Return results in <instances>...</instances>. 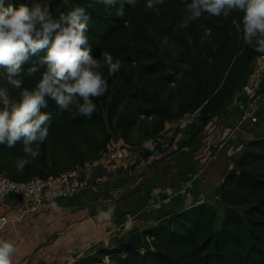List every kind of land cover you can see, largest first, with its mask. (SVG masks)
Masks as SVG:
<instances>
[{
  "label": "trees",
  "instance_id": "16d2710c",
  "mask_svg": "<svg viewBox=\"0 0 264 264\" xmlns=\"http://www.w3.org/2000/svg\"><path fill=\"white\" fill-rule=\"evenodd\" d=\"M12 3L46 4L56 15L74 5L87 7L89 0ZM124 8L125 16L118 17L115 8L87 7L90 54L99 58L107 51L121 62L116 74L105 70L108 91L93 98L96 112L91 118L75 110L61 112L46 97L47 107L40 110L51 114V122L38 158L18 173L15 161L23 155L22 143L0 145L1 172L15 180L47 178L97 161L114 139L131 147L156 143L168 122L186 115L199 113L206 126L224 111L259 55L233 27L237 13L227 19L205 16L180 29L186 15L181 0H166L158 14L146 10L144 0ZM166 36L168 45L162 43ZM38 59L22 66L25 74ZM38 67L34 76L25 75V87L33 86L45 70ZM217 196L225 206L221 215L213 203L193 204L147 228H133L123 242L78 255L70 264H264V136L247 142Z\"/></svg>",
  "mask_w": 264,
  "mask_h": 264
},
{
  "label": "crops",
  "instance_id": "0c3cea01",
  "mask_svg": "<svg viewBox=\"0 0 264 264\" xmlns=\"http://www.w3.org/2000/svg\"><path fill=\"white\" fill-rule=\"evenodd\" d=\"M253 75L258 74L252 66L247 79ZM258 105L264 108V94ZM198 115L166 124L162 139L173 138L171 148L153 145L149 150L144 144L138 150L123 143L85 163L78 189L68 198L35 212L29 211L23 195L0 201V216L15 220L0 232V238L15 242L12 264H70L78 255L123 242L133 228L144 229L168 213L219 200L217 190L240 155L237 144L261 135L249 119L234 129L240 112L231 100L206 126ZM214 128L222 132H212ZM209 133L215 135L212 143L206 141ZM184 189L187 193L180 194ZM112 205L115 214L98 220L97 209Z\"/></svg>",
  "mask_w": 264,
  "mask_h": 264
},
{
  "label": "clouds",
  "instance_id": "9594fccd",
  "mask_svg": "<svg viewBox=\"0 0 264 264\" xmlns=\"http://www.w3.org/2000/svg\"><path fill=\"white\" fill-rule=\"evenodd\" d=\"M140 0H89L87 7L100 4L105 10L115 8V15L125 16L124 5L135 7ZM166 0H144L146 10L158 14ZM119 3V7H115ZM186 15L178 28H188L205 16L223 17L233 13L237 33L242 34L245 45L264 54V0H181ZM87 7L74 5L67 12L54 15L46 4L35 3L14 6L12 0H0V145L8 148L22 143L23 155L15 161L22 173L39 156V145L49 136L51 114L41 112L47 107V98L55 101L61 112L91 118L97 110L93 98L108 91L104 77L120 71L121 62L104 51L93 58L91 45L85 35L90 19ZM111 15V12L108 13ZM168 37L163 40L168 45ZM44 53L41 55V53ZM38 62L27 69L22 66L30 58ZM38 65L45 66L33 86L25 87V75L34 76ZM13 93H16L13 95ZM151 150L153 143L145 142ZM115 205L97 209V219L103 221L115 214ZM7 220L0 218V228ZM13 240L0 238V264H12L16 253Z\"/></svg>",
  "mask_w": 264,
  "mask_h": 264
},
{
  "label": "built area",
  "instance_id": "2783aa9c",
  "mask_svg": "<svg viewBox=\"0 0 264 264\" xmlns=\"http://www.w3.org/2000/svg\"><path fill=\"white\" fill-rule=\"evenodd\" d=\"M253 68L257 70V76L246 79L244 83L238 88L233 95L232 107L240 112V116L236 122L237 128L244 120L249 119L252 123L258 121L257 111L259 108L258 100L262 91V83L264 81V54H259L254 63ZM231 129H227L230 131ZM212 132H222V129H212ZM215 135L209 133L206 137L208 143L214 141ZM164 141L159 139L158 142ZM248 140L241 139L236 146V152L241 153ZM167 148L172 147V143L165 142ZM209 150H207L208 152ZM83 168L81 166H75L73 168L61 171L53 176L43 177H31L24 180H15L9 177L4 172L0 171V201L4 200L11 194H19L29 199V211L35 212L41 206L50 205L56 203L58 200H62L75 194L78 189V184L82 180ZM187 190L184 189L180 194H186ZM0 218L6 219L7 224L3 228H0V232L6 227L14 223V219L8 215H1Z\"/></svg>",
  "mask_w": 264,
  "mask_h": 264
},
{
  "label": "rangeland",
  "instance_id": "374dc122",
  "mask_svg": "<svg viewBox=\"0 0 264 264\" xmlns=\"http://www.w3.org/2000/svg\"><path fill=\"white\" fill-rule=\"evenodd\" d=\"M149 34L152 35V28H149ZM262 88H264V81L262 83ZM256 115L258 116L259 119H258V121L256 123H254L255 124L254 125V129L256 131L258 130V132H259V134L261 136H264V108H259ZM167 125L170 126V125H173V123L172 124L171 123L170 124L168 123ZM168 141H170V142L172 141L173 142V138L168 139V140H164L162 142L153 143V145L155 147H158V146H160V147H166V143L165 142H168ZM123 143H124V141L121 140V139H118V140L117 139H114L113 141L110 142V144L108 145V150L103 155H105L106 153H109L110 151H113L114 149L119 148L120 147V144H123ZM129 147H131V146H129ZM131 148L138 149L137 147H131ZM214 204L218 208L219 213L221 215L223 213V211H224V207L225 206L219 200H217L216 202H214Z\"/></svg>",
  "mask_w": 264,
  "mask_h": 264
}]
</instances>
